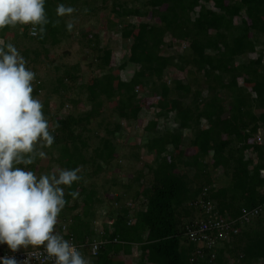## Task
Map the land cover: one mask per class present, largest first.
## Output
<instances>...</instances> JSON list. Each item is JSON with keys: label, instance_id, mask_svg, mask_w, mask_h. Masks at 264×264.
Returning <instances> with one entry per match:
<instances>
[{"label": "trees", "instance_id": "obj_1", "mask_svg": "<svg viewBox=\"0 0 264 264\" xmlns=\"http://www.w3.org/2000/svg\"><path fill=\"white\" fill-rule=\"evenodd\" d=\"M162 1L165 7L160 5ZM139 2L141 6L136 10L120 0H111L115 14L128 10L142 16L150 13L157 19V23L147 21L138 27L133 42L128 43L124 38V45L133 47L128 59L112 64L111 49L100 45L99 36L82 34V44L94 53L97 62L94 64L100 73L86 83L76 84L77 75L64 70L62 81L54 91L61 97L58 111L65 104H70L71 110L54 117L52 114L57 110H51V102L55 92L48 91L43 81L36 78L33 81L34 98L41 95V90L45 91L41 100L43 112L51 134L56 137L50 147L35 146L34 160L39 151H44L57 169H79L81 177L71 187H64L65 208L70 204L67 211L71 217L67 214L63 217L66 221L71 218V222L63 230L55 226V232L64 239L73 237L86 252L88 243L94 239H116L115 243L103 244L98 257L93 259L98 264H115L113 250L131 253L134 247L136 264H264V177L259 174L260 169L264 173V142L251 139L259 127H264V0ZM60 4L90 13L105 6L106 0H45L48 22L36 26L35 37L29 33L31 24L0 29L2 40L13 28L39 43L37 48L18 49L26 67L34 73L39 50H44L47 56L46 44L54 46L69 34L66 22L57 14ZM128 27L134 28L136 23ZM175 39L185 41L188 47L181 54L165 53L163 47H171ZM253 52L256 56L250 55ZM180 56L193 75L167 83V70L176 67ZM129 66L133 70L122 79L118 72ZM64 79L78 86V91L67 98L65 93L70 85ZM137 87L142 90L138 91ZM145 95L163 98L156 105L154 117L142 129L140 147L151 156L149 162L143 161L133 146L130 149L117 141L123 136L121 121L138 118ZM114 100L115 121H100L98 125L105 132L97 134L96 144L91 145L86 135L91 121L101 117L105 102ZM185 145L194 146L197 152L181 156L177 151ZM137 162H141V169L120 181L122 193L109 200L113 203L142 197L145 201L138 206L134 223L128 222L130 208L121 205L114 208L117 214L113 221L110 216L101 217L99 231L93 223L94 215L105 198L95 183L85 184V179L111 173L113 169H136ZM33 165L16 166L32 171ZM144 168L149 178L147 184L143 183L145 176L141 174ZM218 171L226 175V183H220L222 177L212 176ZM140 183L144 184L143 189L135 191L134 187ZM204 188L222 215L237 217L242 208L255 206H261V210L250 222L241 225L234 240L220 245L215 261L191 262L194 245L185 237L184 228L198 216L189 202ZM130 189L133 195L126 197ZM72 192L78 195L73 197ZM225 251L234 257L232 261L225 258Z\"/></svg>", "mask_w": 264, "mask_h": 264}, {"label": "clouds", "instance_id": "obj_2", "mask_svg": "<svg viewBox=\"0 0 264 264\" xmlns=\"http://www.w3.org/2000/svg\"><path fill=\"white\" fill-rule=\"evenodd\" d=\"M44 3L45 0H0V29L31 24L30 34L37 36L36 26L48 22ZM72 11L63 4L57 7L58 15ZM43 30L41 27L40 32ZM35 75L26 67L25 59L15 46L0 40V250L7 249L11 253L0 256V264H20L15 253L28 247H43L47 256L54 259V264H98L93 259L98 257L103 244L115 243L116 239H94L88 243L86 252L73 237V243L79 250L68 238L64 239L55 232V226L62 230V225L67 228L71 222V218L66 221L64 217L58 216L66 204L64 187H71L80 180L79 169H55L37 176L33 171L16 166L34 162L36 145L50 147L54 143L43 104L32 95ZM37 155L46 157L44 151H39ZM134 189L141 191L143 184L136 185ZM70 195L75 197L78 193L72 192ZM118 195L115 193L114 197ZM104 198L102 206L97 209L98 216L95 214L93 221L99 231L103 221L101 217L110 216L113 221L117 214L114 208L121 205L130 208L128 222L133 224L138 206L145 201L140 197L134 201L124 199L109 203L112 198ZM96 241L102 243L93 254L91 246ZM226 253L229 254L227 260L232 261L234 257L228 251Z\"/></svg>", "mask_w": 264, "mask_h": 264}, {"label": "rangeland", "instance_id": "obj_3", "mask_svg": "<svg viewBox=\"0 0 264 264\" xmlns=\"http://www.w3.org/2000/svg\"><path fill=\"white\" fill-rule=\"evenodd\" d=\"M139 1L140 0H120V3L127 4V6H133V8L135 7L136 9L138 7L140 8L141 6ZM99 4H101V2ZM160 5H162V7H165V1L160 2ZM72 10L73 11L71 13L59 16L66 22L68 26L67 31L69 34H67L59 43L54 46L47 43L45 46L47 49V56H45L44 50V52L42 50H39L40 55L38 56V58H36L34 63L36 66V80L39 79L43 81L45 83V88L52 93L55 92L54 89L58 87L59 83H61L63 77V75L61 74L64 72V70L72 71V74L77 75L78 78L75 81L76 84L86 83L91 76L100 73V69L96 67V64H94L97 63L94 53L89 47L82 44V34L84 32L88 33V37L94 34H97L99 36L100 45L102 47L107 46L111 49V62L112 64H115L128 59L129 53L133 51V47H129V44L124 45V38L128 39V43L130 41L133 42L138 27L144 24V22L148 21L151 23H157V19L155 17H152L150 13H148V15L142 16L140 13L130 14L127 10L122 14H115L111 10V0H106L105 6L96 7V9H94L90 13L78 12L77 7L75 9L72 8ZM122 17H124L125 21H123ZM112 22H114L113 26L111 25ZM130 23H136V27L130 29L128 27V24ZM122 27L124 28L122 29ZM9 32L10 33H8L6 36L4 35V40L1 39L2 37H0V40L5 42L7 41L8 43L13 44L17 50L19 48L24 49V47H39V43L37 41H32L31 39L25 38L20 30L17 33L13 28H11ZM186 44L187 43L183 40L175 39L174 41H172L171 47L168 48V46H164L163 49L165 53H172L174 55L181 54L182 50L184 48H187L189 45ZM185 61L186 60L182 56H180V62L176 65V67L168 68L165 76V80L167 83H172V81L176 79H183L186 76L193 75L192 71L188 72L189 67H185ZM73 65H77V69H73ZM57 66L59 67L58 71L56 70ZM131 70H133V68L129 66L127 70L119 71L118 73L120 74V77L122 79H126L128 77V72ZM64 82L70 85L65 93V98L69 97V95H74L78 91V86L76 87V85H74V83H72L70 80L64 79ZM204 85L205 82L202 81L201 86L204 87ZM137 90L141 91L142 88L137 87ZM44 92V90H41V95L35 98L41 101ZM55 95L56 96H52L54 97V100L51 102V110L53 111L54 109H56L57 111H54L52 115L54 117H58L62 115V113L71 110V106L70 104H65L62 109L58 111L61 97L57 92H55ZM161 100H163V98L157 96H143L141 101L143 105L142 113L138 116V118L131 119L129 121H121L123 136L121 138H118L117 141H120L121 143L123 142L124 145H127L129 147L133 146L134 149H137L140 157L142 156L141 158L143 161L149 162L151 156L146 155L144 153L145 151L140 147L141 143L143 142L142 129L147 121L154 117V114L156 112V105ZM114 105L115 100L105 102L104 106L102 107L103 110L101 109L100 112L102 114L101 117H98L91 121V124L89 125L90 130L86 133L89 139L88 141L91 145L96 144L98 140L97 134L103 135L105 132L103 130V127L98 125L99 123H101L100 121H115V115L112 112V107ZM79 107L83 109V106L81 104H79ZM189 137L190 136H188V138ZM55 142L56 137L54 136V143ZM186 146L187 145L183 146L179 151H177V153H180L181 156H184V154L187 152ZM130 149L132 148L130 147ZM53 155L56 156V153H54ZM49 157L50 156L47 154L44 158H40L39 156H37L36 160H34L32 171L37 176L41 174H47L58 168L56 164H54L52 161H49ZM135 165L136 169H124L123 171L113 169V172L111 173H100L95 177H88L85 179V184L91 182L95 183L97 188L101 191V195L109 200L112 196L114 197L115 193H122V189L119 186V184L121 183L120 181L126 179L127 176L128 178H130V176H133L136 170L138 171L139 169H141V162H137L134 164V166ZM29 170L30 168H26V171ZM143 171H146L145 168L141 170V174L142 177L145 176V178H143L145 182L143 183L147 184L149 178L147 177L148 175H146V172ZM224 175L225 174H222L221 171L212 174V176L216 178L222 177L220 183L223 184L224 182L226 183L228 181V178L226 177V175ZM131 195H133V190L130 189V191L126 194V197H130ZM123 198L124 196L122 197V199ZM69 205L70 204H68L67 208L64 207L62 209V213H60L62 217L66 214L70 215L67 211ZM69 212L73 213L70 210ZM96 216H98L97 212Z\"/></svg>", "mask_w": 264, "mask_h": 264}, {"label": "built area", "instance_id": "obj_4", "mask_svg": "<svg viewBox=\"0 0 264 264\" xmlns=\"http://www.w3.org/2000/svg\"><path fill=\"white\" fill-rule=\"evenodd\" d=\"M32 27L31 25L29 33ZM250 55L256 56V53L253 52ZM251 139L257 143H263L264 127H259ZM260 171L261 169L259 170L260 176H264V173ZM205 189L207 188H204L200 195L190 201V206L197 211L198 216L190 223H187L184 228L185 237L189 243L194 245L189 258L191 262L200 260L215 261L220 245L234 240L240 233L241 225L250 222L251 218L257 216L261 210V206H255L250 209L242 208L241 213L237 217L222 215L217 210L215 202L206 196ZM61 228L63 230L65 226L62 225ZM67 240L74 244L72 237ZM101 243V241L93 242L91 246L93 254L97 252V248ZM75 246L78 249V246ZM3 255H11V253L7 249L0 250V256ZM15 255L20 260V264H54V259L47 256L43 247L23 248ZM228 257L229 254L226 253L225 258ZM90 264L95 263L90 262Z\"/></svg>", "mask_w": 264, "mask_h": 264}, {"label": "crops", "instance_id": "obj_5", "mask_svg": "<svg viewBox=\"0 0 264 264\" xmlns=\"http://www.w3.org/2000/svg\"><path fill=\"white\" fill-rule=\"evenodd\" d=\"M8 33L10 32L8 31L7 34ZM186 150L187 152L185 154H188V153L194 154L197 152L194 146L186 147ZM111 253L116 261L115 264H128L129 262L131 264L137 263L136 261L137 252L135 250V247L132 248L131 253H126L122 250H117V251L113 250Z\"/></svg>", "mask_w": 264, "mask_h": 264}]
</instances>
